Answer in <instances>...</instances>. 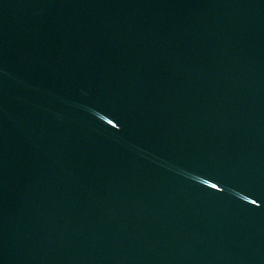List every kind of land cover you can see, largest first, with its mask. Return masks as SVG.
<instances>
[{
    "label": "water",
    "instance_id": "obj_1",
    "mask_svg": "<svg viewBox=\"0 0 264 264\" xmlns=\"http://www.w3.org/2000/svg\"><path fill=\"white\" fill-rule=\"evenodd\" d=\"M0 264H264V0H0Z\"/></svg>",
    "mask_w": 264,
    "mask_h": 264
}]
</instances>
